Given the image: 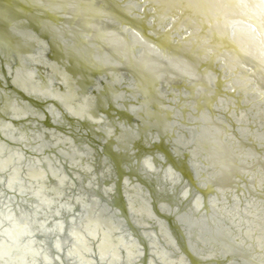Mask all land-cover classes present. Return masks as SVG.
Segmentation results:
<instances>
[{
    "label": "water",
    "instance_id": "water-1",
    "mask_svg": "<svg viewBox=\"0 0 264 264\" xmlns=\"http://www.w3.org/2000/svg\"><path fill=\"white\" fill-rule=\"evenodd\" d=\"M166 15L158 0H0V196L12 199L15 212L17 206L24 208V213L14 217L19 225L29 226L32 221L26 211L31 210L33 199L30 184L21 181L18 172L20 154L35 172V185L39 181L37 172L51 173L53 161L61 165L71 183L65 197L70 200L82 192L84 202L72 204L67 211L54 208L58 215L54 214L53 220L61 226L57 238L51 237L50 231L41 234L34 230L28 237L43 244L61 264H65L62 245L71 250L85 243L96 244L98 236L90 235L82 226L98 207L103 212L105 204L110 215L122 222L132 240L138 242L140 256L133 264H158L149 232L161 247L162 240L158 239L155 223L133 218L134 210L126 199V193L133 189L148 200L152 215L168 228L188 264H239L230 254L204 255L177 218L179 211H188L190 225L196 227L192 234L196 235L212 219L232 218L236 208L230 204L233 194L225 197L229 209L222 208L225 193L215 187L203 163L192 155L189 130L195 127V113L185 107L183 100L184 94L197 102L200 99L211 116L225 120L226 131L233 135L229 146L240 153L242 162L264 166V140L253 133L260 127L256 111L261 102L258 94L262 93L246 82L238 89L234 87L232 77L237 74L221 70L213 56L199 59L201 45L187 42L191 36L177 33ZM222 16L227 18L226 36L235 38L247 31L244 21ZM107 24L120 29L127 41L133 39L129 32L135 33L161 59L187 60L194 66L195 75L173 65L176 69H170L180 75L177 83L148 78L137 67L147 50L131 45L132 64L125 58L123 61L106 41L108 34L101 27ZM241 46L245 45L239 43ZM246 53L240 52L244 54L242 60L248 58L246 74L259 71L264 66V51L256 53L259 61L255 56L251 58V52ZM16 73L21 75L19 79ZM206 75L210 81L199 79ZM242 128L253 135L240 136ZM237 144L241 150L235 148ZM169 171L176 181L167 177ZM50 175L46 178L53 184L57 177L55 173ZM243 176L236 180L235 191H243ZM254 188L259 196L264 195V179ZM195 197H200L201 205L194 213ZM239 202L237 206L242 207V200ZM212 203H219L220 209L212 210ZM163 205L168 207L164 209ZM6 210L5 205L0 206V250L5 247L4 240L12 237L14 250L20 248L26 253L29 243L24 242L29 239H20L15 229L5 235ZM122 232L115 229L112 235L117 239L125 234ZM56 240L62 243L61 253L54 249ZM235 240L240 248L249 247L243 236ZM258 243L255 254L261 253L264 261V241ZM122 254H127L125 249ZM2 261L0 255V264ZM32 262L31 257L26 264Z\"/></svg>",
    "mask_w": 264,
    "mask_h": 264
},
{
    "label": "bare ground",
    "instance_id": "bare-ground-1",
    "mask_svg": "<svg viewBox=\"0 0 264 264\" xmlns=\"http://www.w3.org/2000/svg\"><path fill=\"white\" fill-rule=\"evenodd\" d=\"M87 1L91 2V0ZM158 3L166 10V17L167 19L171 18L174 30L177 33H190V35H186L191 36V39L187 42H198L202 45L206 41L208 48L214 50L215 55L213 59L218 61L221 70L224 72L229 70L231 74H237L235 78L232 77V85L234 87L238 89L241 83L246 82L255 91L262 93L258 94L262 103L259 102L260 105L256 111L259 116L256 119L258 118L257 123L260 127L254 128L253 133L259 140H264V66H260L259 71L252 70V72L246 74L244 65H246L248 58L242 60L241 56L244 54H240V52H251V58L255 56L257 61H259L256 53L264 51V7H262L264 6V0H158ZM223 14L230 16L231 20L244 21L247 31L236 34L235 38H232L231 34L230 36H226L224 25L227 18H224ZM101 29L108 34L106 41L118 52L119 57L123 61H125V58L132 64V61H130L132 54L131 45H136L140 48L144 47L147 50L141 55V60L140 63H137V67L143 69V73L148 78L155 79L160 77L163 81L168 82L167 84L177 83L180 75L177 74L178 72L170 69V67L176 69L174 66L190 76L191 74L195 75L193 71L194 66L191 63L187 64L189 63L187 60L178 58L161 59V55L135 33L129 32L133 39L127 41L125 34L111 24L104 25ZM239 43L245 46H241V48L239 47ZM159 60H164V63ZM16 74V78L19 79L18 76L21 77V75L19 73ZM199 77L201 81H210V76L208 75ZM21 79L19 83L22 84L23 81ZM39 94L43 95L42 92H39ZM184 96L185 107L195 113L193 114L195 127L192 125L191 131L189 130L192 135L190 148L192 155L203 163L204 169L208 172L210 178H212L211 180H213L215 187L222 189L225 193V196L222 197V208L229 209L230 204H233L236 208L233 211L232 218L220 217L212 219L209 221L208 226L207 223H204L203 232L196 235L192 234L196 227L190 225L192 219L188 218V211L186 213L179 211L180 213L177 218L188 230V233H191L194 246L204 255L210 256L217 252L222 256L230 254L239 264H264V261L261 259L263 256L261 253L256 256L254 249V246L258 242L264 241V195L259 196V192H256L254 188L255 183L264 179V166L259 162L253 163V165L242 162L240 153L233 152L229 146V142L233 137L230 136L232 135L230 132L226 131L225 120L222 117L211 116L207 108L202 105V101H199L200 99L197 102V99L190 97L188 94H184ZM196 109L199 112H195L194 110ZM240 132V136L242 134H244L242 136L253 135L243 128ZM235 148L241 150V145L237 144ZM40 150L42 151L41 148ZM25 161L20 154L18 172L21 176V181L30 184V195L33 199L31 210L26 211L29 219L32 221L29 224V231L34 230L41 234H48L50 231L51 237L57 238L61 226L60 223L53 220L54 214L58 215V212H55L54 208H61L65 211L69 210L73 207L72 204L84 202L83 193L78 192L80 190L78 189L79 195H76V197H72L70 200L69 197H65L68 184L71 186V183L64 169L57 161H53L54 164L50 165V168H52L50 172L55 173L57 177L56 181L53 184L49 183L46 177L47 175L52 177L51 173L40 170L36 174L39 181L35 185L33 180L35 172L29 168V163ZM25 164L28 169H26ZM149 168H151V164ZM240 176H243V191L238 190L239 188L235 191L234 186L236 185V180L240 179ZM167 177L172 181H176L174 174L170 171L167 172ZM248 177L250 178L249 182ZM167 189L169 190L167 191L168 196H171V189ZM126 194L129 207L131 210H134L132 212L133 218L136 220L140 219L145 223H155L157 226L158 239L162 240V247L158 244L155 235L152 232L149 233L152 234L151 248L155 252V254L154 252L152 254L156 257L158 264H188L179 252L178 246L169 233L168 228L163 222L156 220L152 215L148 200L142 197L136 189L129 190ZM232 194L234 199L229 204L225 197L228 195L230 197ZM1 197L0 206L5 205L13 216L24 213L25 210L22 206L21 208L17 206L19 210L15 212L11 198ZM61 198H64L65 201L60 200ZM198 199L199 204L197 203ZM240 200L243 203L242 207L237 206ZM200 205V197H195L192 202V207L195 209L194 213ZM211 206L212 210L215 209L217 211L221 207L219 203L217 205L216 203H212ZM218 206L220 207L218 208ZM167 207L163 205L164 209ZM102 208L103 212L100 207L96 209V212L93 211L94 216H91V219H85L82 226L87 227L91 233L90 235L98 236L96 244L88 243L87 245L85 243L86 245L80 249L71 247L70 250L67 246L62 245V243L57 244L58 240L54 241L56 244L54 249L57 252L61 253V245L65 249L63 259L65 264H133L134 260L140 256L138 242L132 240L133 238L130 237L123 223L110 215L106 204ZM49 219L52 223L49 222ZM115 229L119 230L120 233H123V229L127 236L122 234L118 236L119 238H114L112 233ZM14 231L22 240L29 239L31 236L24 234L23 225L15 228ZM239 236H243L244 240L248 241L249 247L247 249L240 248L236 243L235 239ZM147 239L149 240L148 237ZM13 242L12 237L4 240L5 247H2L0 250L3 260L1 264H22L21 260H23V264H26L31 257L34 264H37L39 261L42 264H48L49 261L50 264H61V260H55L54 256L43 244L29 239V241L24 242L29 243V250L25 253L20 248L14 250L12 246ZM260 243L258 244L260 245ZM73 249L78 252V255L72 254ZM122 249H125L127 254L123 255ZM13 250L15 254L12 252ZM25 254L27 255L23 259H20ZM91 254H93L92 257Z\"/></svg>",
    "mask_w": 264,
    "mask_h": 264
},
{
    "label": "clouds",
    "instance_id": "clouds-1",
    "mask_svg": "<svg viewBox=\"0 0 264 264\" xmlns=\"http://www.w3.org/2000/svg\"><path fill=\"white\" fill-rule=\"evenodd\" d=\"M148 11H152L151 8L148 9ZM169 27H171V25H169ZM186 35H190V33H185ZM207 42H203V44L200 46L201 49V56L199 57V59H203L206 60L212 56L215 55V52L213 49L208 48L207 46ZM3 221L4 224L7 226L5 228V235H8V233L15 228L21 227L18 222L15 220V217L11 214L10 210H6L3 216ZM23 229H24V234L26 235H31V232L29 231V226L28 225H23ZM48 264H50V261L48 262Z\"/></svg>",
    "mask_w": 264,
    "mask_h": 264
},
{
    "label": "snow or ice",
    "instance_id": "snow-or-ice-1",
    "mask_svg": "<svg viewBox=\"0 0 264 264\" xmlns=\"http://www.w3.org/2000/svg\"><path fill=\"white\" fill-rule=\"evenodd\" d=\"M262 7H264V6H262ZM145 164H146V166H149L150 167V164H149V162L146 160L145 161ZM12 181H10V183H11ZM186 195V194H185ZM197 203L199 204V199L197 200ZM74 236L76 235L75 233L73 234ZM72 254H76V255H78V252H76L75 250H73V253Z\"/></svg>",
    "mask_w": 264,
    "mask_h": 264
}]
</instances>
